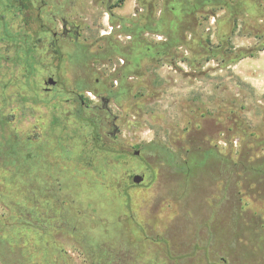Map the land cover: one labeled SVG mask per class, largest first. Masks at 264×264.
<instances>
[{"label": "rangeland", "instance_id": "374dc122", "mask_svg": "<svg viewBox=\"0 0 264 264\" xmlns=\"http://www.w3.org/2000/svg\"><path fill=\"white\" fill-rule=\"evenodd\" d=\"M120 1L0 0V264H264V0H186L122 87L109 43L168 0Z\"/></svg>", "mask_w": 264, "mask_h": 264}, {"label": "flooded vegetation", "instance_id": "af4514ba", "mask_svg": "<svg viewBox=\"0 0 264 264\" xmlns=\"http://www.w3.org/2000/svg\"><path fill=\"white\" fill-rule=\"evenodd\" d=\"M109 6L112 4V0H107ZM168 5L166 7L165 14L163 17L157 21L158 25L165 24L167 26V31L165 32V39L159 38L156 42L149 41L146 36L142 33L149 31L146 25H135L130 22L129 19H124L123 29L117 28L118 32L125 33L133 28V35H129L124 41L119 37L118 41L110 42L109 47L112 49L118 58L122 61L120 63L119 71L124 74H129L131 68L138 66L139 62L151 59L154 56H161L163 50L173 48V46L178 43V37L188 25L190 18L192 16V11L188 8V2L186 0H168ZM117 7V6H116ZM141 9L136 10V17L141 16ZM150 31H153L151 29ZM80 26L75 25L72 22H68L63 19L62 22V32L60 34L53 33V36L57 38L61 36L62 38L72 39L77 41L80 38ZM112 34V32H110Z\"/></svg>", "mask_w": 264, "mask_h": 264}, {"label": "trees", "instance_id": "16d2710c", "mask_svg": "<svg viewBox=\"0 0 264 264\" xmlns=\"http://www.w3.org/2000/svg\"><path fill=\"white\" fill-rule=\"evenodd\" d=\"M123 1L124 0H121L120 2H123ZM210 1L212 2V4H214L213 0H210ZM224 5H225L226 9H228L231 16L240 17L244 21L251 20V19H249V17H247V15H249V16L253 15L254 16V5L247 6L243 3H237L236 5L235 4L231 5L228 2H225ZM262 50H264V47L263 48L257 47V48H254L252 51H262ZM128 78H129V74L123 75V73H121L120 87H122L125 84V82ZM97 137H99V135H97ZM154 149L158 152L159 155H165L167 158L166 161H169V162L174 161V159H175L174 155L171 152H169L168 149H166L165 147L154 146ZM260 173L264 175V163L260 166Z\"/></svg>", "mask_w": 264, "mask_h": 264}, {"label": "water", "instance_id": "95a60500", "mask_svg": "<svg viewBox=\"0 0 264 264\" xmlns=\"http://www.w3.org/2000/svg\"><path fill=\"white\" fill-rule=\"evenodd\" d=\"M56 81L54 80V78H49L48 81H47V85H50V86H55L56 85ZM140 154V151H135V155H139ZM133 181L134 183L136 184H140L144 181V177L141 176V175H135L133 177Z\"/></svg>", "mask_w": 264, "mask_h": 264}]
</instances>
